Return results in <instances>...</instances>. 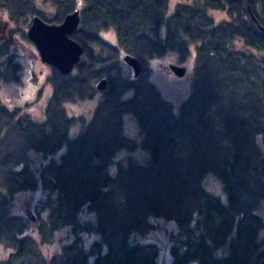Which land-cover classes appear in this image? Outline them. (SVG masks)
<instances>
[{
	"label": "trees",
	"instance_id": "1",
	"mask_svg": "<svg viewBox=\"0 0 264 264\" xmlns=\"http://www.w3.org/2000/svg\"><path fill=\"white\" fill-rule=\"evenodd\" d=\"M83 1L0 0L14 25L6 48L17 32L31 43L35 16L58 24L76 9L71 37L83 47L73 72L51 67L44 119L0 99V264H158L159 245L142 239L156 228L152 217L178 224L169 264H262L264 0H181L170 15L169 0ZM209 10L228 19L216 22ZM109 28L116 44L99 34ZM192 46L193 89L176 111L151 80L150 61L185 60ZM122 52L139 59L138 76L125 74ZM102 79L90 118L71 114L68 105L94 97ZM127 116L139 142L125 133ZM139 148L149 153L145 165L121 154ZM32 152L44 156L36 168ZM209 173L223 181L228 204L204 188ZM37 189L44 199L34 235L8 207ZM61 231L67 242L52 252ZM85 234L98 236L89 249Z\"/></svg>",
	"mask_w": 264,
	"mask_h": 264
},
{
	"label": "rangeland",
	"instance_id": "2",
	"mask_svg": "<svg viewBox=\"0 0 264 264\" xmlns=\"http://www.w3.org/2000/svg\"><path fill=\"white\" fill-rule=\"evenodd\" d=\"M180 1L181 0H169V8L167 11L168 15L172 14L175 11L177 3ZM47 7H50V5H48ZM208 13L215 18L216 22H221L228 19V15L221 10H209ZM2 15V21L6 22V17H4V14ZM12 28H14V25L10 23V29ZM27 28L29 29V27ZM162 29L164 32V27ZM15 34L19 35L18 39H14V44H9H13L15 45V47H10L9 50L6 51V53L2 55L0 54V99L10 106H13L14 104H11L8 100H12L17 104H22L21 102L19 103V101H17L22 91L25 93V96L34 92L31 80L29 79L30 76L28 75L27 64L30 62V59L35 62V65L33 67L35 71L37 70V68H41L44 70L45 75L49 76L52 70L51 67L45 68L44 65H41L40 60H38L35 55H33V53L26 48V46H29L30 44L29 41L25 40L18 32ZM99 34L106 41L112 44L117 43V35L113 29L109 28L107 30H103L99 32ZM194 49L195 48L192 46V48L190 49V55H188L185 60H181L180 58H178V55L175 53H167L164 56L155 57L152 61H150L151 69L153 70L151 73V80L160 89L164 96L171 101L176 111L180 110L182 103L187 99L193 89V83L195 80ZM124 55L125 53L122 52L121 61L123 63V69L125 70V74L127 76L132 77L133 70L123 61ZM13 60L22 62L21 69L19 68L20 66H17L16 70H14V67L12 66ZM169 65H178L184 67L186 69L185 75L182 77L175 75L169 70ZM36 73L38 72L36 71ZM45 86L48 88L47 92H42L41 94L43 96H39V98L37 97L36 101L28 106L31 114L34 115L33 118H35L36 120H40L42 117V119H44V115L41 111L43 109L42 106L47 102L52 93L51 85L47 80L45 82ZM102 91L103 90H100V92H98L92 98L86 100H78L74 103L69 104L68 107L71 114L90 118L92 109L95 107L97 101L104 96V93ZM25 110L27 109L25 108ZM125 119L126 135L139 142L141 140V135L139 133V128L136 120L129 118V116H127V118ZM121 154L132 157V160L137 161L136 163L141 165H145L149 161V153L142 148H139L138 150L131 153L121 152ZM121 154L117 155L115 159L116 161H118ZM30 157L31 165L35 168L45 161L43 154L37 152H32ZM109 172L112 175H116L118 172V163L112 164L110 166ZM203 186L205 189L217 195L224 204L229 203L228 192L224 186V183L214 173H209L206 175ZM43 194L44 193L40 189L18 193L12 198L8 207L10 213L22 215L24 217V219L28 223V233L30 234L37 235L36 229L38 230V226L40 225L39 222L41 221L39 215L37 214V209L39 208V202L44 199ZM259 212L264 217V201L259 206ZM88 217L91 216L89 215ZM151 220L156 225V228L152 231L151 234H149L147 237H142V239L143 241L154 242L159 245L160 255L158 257V264H169L172 260L171 234L178 231V224L175 220H168L164 218L152 217ZM67 233V231H61L60 234H58L57 241L59 242H56L52 246H50L52 252L54 250H60L58 246L59 243L67 242L65 240L67 239ZM261 234L262 236H264V231H262ZM84 237V245L86 246V249H89L93 240L98 238V236L94 234H85ZM3 247L4 246L2 245L0 246V253H2V255L4 254L5 256V251L2 250ZM93 258V256H90V261H93Z\"/></svg>",
	"mask_w": 264,
	"mask_h": 264
},
{
	"label": "water",
	"instance_id": "3",
	"mask_svg": "<svg viewBox=\"0 0 264 264\" xmlns=\"http://www.w3.org/2000/svg\"><path fill=\"white\" fill-rule=\"evenodd\" d=\"M251 14L254 16L252 11ZM80 21L79 9L67 14L60 24L47 23L39 16L32 19L27 35L36 45L42 62L54 66L63 74L73 71L76 64L81 61L83 54V47L71 37L77 30ZM258 25L262 28L261 24ZM123 60L132 68L135 77L140 74L142 64L139 59L126 54L123 56ZM169 69L179 77L184 76L186 72L184 67L178 65H169ZM97 88L106 89L107 80L102 79Z\"/></svg>",
	"mask_w": 264,
	"mask_h": 264
},
{
	"label": "flooded vegetation",
	"instance_id": "4",
	"mask_svg": "<svg viewBox=\"0 0 264 264\" xmlns=\"http://www.w3.org/2000/svg\"><path fill=\"white\" fill-rule=\"evenodd\" d=\"M84 1L83 0H80V5H83ZM2 18H3V15H0V52L2 54L3 51H7L9 50V48H6V45L8 44V42L10 41L9 39V31H10V21H2ZM61 23V22H60ZM59 24V23H58ZM30 27V26H29ZM14 29V28H13ZM28 29V28H27ZM28 31V30H27ZM19 35L18 34H15L14 37H13V40L14 39H18ZM15 43V40L13 41ZM9 47H15V45H9ZM26 48L28 50H30L33 55H35V57L40 60V64L41 65H44L45 68H49V67H52V65H49L47 63H44L42 62L41 60V57H40V54L38 52V49L36 47V45L31 41V43L29 44V46L27 45ZM0 53V54H1ZM83 55V54H82ZM37 64V63H36ZM39 64V65H40ZM21 65H22V62L18 61V60H13L12 61V66L15 68L17 66H20L19 68L21 69ZM28 65V75L30 76L29 79L31 80V83H32V88L34 90L33 93L29 94V95H26L25 96V93L22 91L21 92V95L19 96V99L17 101H19V103L21 102V106L22 107H26L27 105H30L31 103L35 102L37 97L39 98V96H43L41 93L42 92H47L48 88L45 86V82L47 80V76L48 75H45V72L43 69L41 68H37V72L34 70V65H35V62L32 61L30 59V62L27 64ZM128 65V64H127ZM129 66V65H128ZM130 67V66H129ZM131 68V67H130ZM132 69V68H131ZM74 70V69H73ZM73 72V71H72ZM132 74H133V71H132ZM45 86V87H43ZM48 86V85H47ZM23 94V96H22ZM41 99V97H40ZM11 104H14V106L18 105L17 103H15L14 101L12 100H8ZM40 105V104H38ZM43 105V104H42ZM36 109V108H35ZM38 109V108H37Z\"/></svg>",
	"mask_w": 264,
	"mask_h": 264
}]
</instances>
